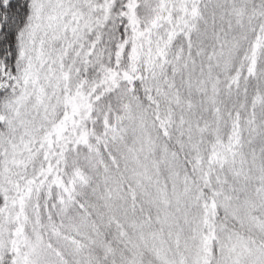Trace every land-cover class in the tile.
<instances>
[{
	"label": "snow or ice",
	"instance_id": "1",
	"mask_svg": "<svg viewBox=\"0 0 264 264\" xmlns=\"http://www.w3.org/2000/svg\"><path fill=\"white\" fill-rule=\"evenodd\" d=\"M0 264H264V0H0Z\"/></svg>",
	"mask_w": 264,
	"mask_h": 264
}]
</instances>
